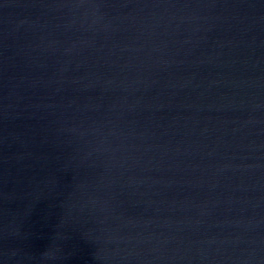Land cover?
Instances as JSON below:
<instances>
[{
  "label": "water",
  "instance_id": "1",
  "mask_svg": "<svg viewBox=\"0 0 264 264\" xmlns=\"http://www.w3.org/2000/svg\"><path fill=\"white\" fill-rule=\"evenodd\" d=\"M0 264H264V0H0Z\"/></svg>",
  "mask_w": 264,
  "mask_h": 264
}]
</instances>
